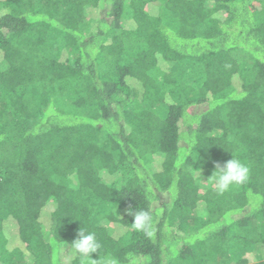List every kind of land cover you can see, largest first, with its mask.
I'll return each instance as SVG.
<instances>
[{
  "label": "trees",
  "instance_id": "trees-1",
  "mask_svg": "<svg viewBox=\"0 0 264 264\" xmlns=\"http://www.w3.org/2000/svg\"><path fill=\"white\" fill-rule=\"evenodd\" d=\"M0 264H264V0H0Z\"/></svg>",
  "mask_w": 264,
  "mask_h": 264
},
{
  "label": "clouds",
  "instance_id": "clouds-1",
  "mask_svg": "<svg viewBox=\"0 0 264 264\" xmlns=\"http://www.w3.org/2000/svg\"><path fill=\"white\" fill-rule=\"evenodd\" d=\"M249 173L248 166L240 159L232 156L223 165L216 164L210 182L215 183V188L218 193H224L233 186L245 184L249 179ZM127 212L132 217L131 225L136 232L144 233L148 237L154 235L153 216L149 211H133L129 208ZM71 244L79 255L88 258L100 248V243L96 239L95 233L88 232L83 228L79 229L77 238Z\"/></svg>",
  "mask_w": 264,
  "mask_h": 264
}]
</instances>
